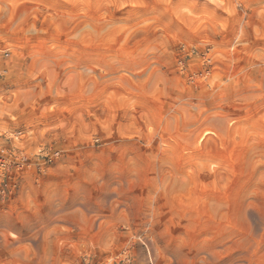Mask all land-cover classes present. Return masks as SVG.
<instances>
[{"label": "clouds", "instance_id": "obj_1", "mask_svg": "<svg viewBox=\"0 0 264 264\" xmlns=\"http://www.w3.org/2000/svg\"><path fill=\"white\" fill-rule=\"evenodd\" d=\"M0 264H264V0H0Z\"/></svg>", "mask_w": 264, "mask_h": 264}]
</instances>
